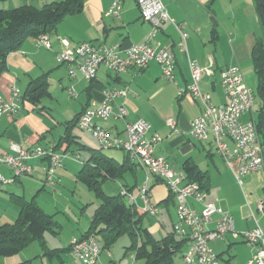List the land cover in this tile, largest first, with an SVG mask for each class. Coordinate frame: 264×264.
I'll return each instance as SVG.
<instances>
[{"label":"crops","instance_id":"0c3cea01","mask_svg":"<svg viewBox=\"0 0 264 264\" xmlns=\"http://www.w3.org/2000/svg\"><path fill=\"white\" fill-rule=\"evenodd\" d=\"M51 1L54 0H0V9H11L24 4L39 7ZM83 1L80 12L65 16L57 24L55 30L48 34L51 49L37 47L35 37L27 36L18 49L7 55L6 69L0 74V99L4 102L11 99L12 85L17 86L22 95H25L30 82L39 77L45 78L46 94L39 97L40 99L36 102L23 99L22 109L17 116L13 117V115L7 114L1 116L0 151H8L9 144L14 142L23 148L41 145L52 147L59 152L75 151L87 159L90 149H99V146L88 145L82 138L83 134L79 130H85L78 126L79 114L91 100L102 101L105 88L126 87L129 89L128 94L118 98L117 101L124 103L128 114L119 120L116 118H108L106 121L95 119L96 124L107 129L111 135L120 134L123 136L125 122L138 118L145 119L151 126L150 130L158 133L162 138L155 147L156 155L165 157L173 170L184 171L186 178L188 173L185 171V167L190 164L204 172L202 189L206 198L218 200L219 205L232 216L236 230L250 229L255 226L256 222L264 231V199H257L255 203L251 204L248 201L247 193L242 188V183L238 184L242 189L245 203L241 202L236 206L227 199L220 198L218 191L225 188L222 182L223 175L232 179V175L234 176L232 169L227 165L223 156L217 153L212 135L204 141H195L190 135L191 121L200 114L201 106L189 94L179 95L178 93V88L189 84L191 77L187 56L177 46L180 38L177 28L169 22L154 27L151 22L143 20L136 0H121V11L118 18L107 14L111 0ZM161 1L165 5L167 13L189 34L186 38L188 55L195 59L199 65L211 69L210 75L205 74L202 77L201 90L210 93L215 104L224 103L226 97L220 82L222 70L235 64L239 65L242 72L252 67V46L256 39L263 35L253 0ZM152 30L154 34L149 44L155 50L165 48L174 55L173 80L164 78L160 65L156 61H150L141 70L130 67L125 72L118 74L111 73L105 67L100 66L96 77L89 81L78 72L74 76H70L69 65L60 63L55 58V53L62 48L61 38L67 39L70 46L89 41L93 44H117L120 48L125 49L132 44L143 42ZM70 88L73 94L69 93ZM257 108L258 104L255 106L254 100L252 109L244 112L241 119L243 121L255 120ZM167 118L175 120V128L166 123ZM68 122H74V124L67 130ZM67 133L70 136L69 141L63 139ZM227 143L228 147L232 149L233 144L229 140ZM213 151L224 161L227 170L223 165L220 168L217 166ZM102 153L118 164L125 163L121 176L117 179H108L115 183L118 190L116 195L119 194L120 185L126 186L136 194V186L146 179L145 170L131 160L126 161V154L122 150L103 149ZM71 161L77 163L70 158H65L63 166L57 169L55 174L57 183L69 171V168L74 170ZM31 162H36V160ZM210 163L213 164V172L210 171ZM231 164L232 167H235L236 161L232 160ZM79 165L75 177L81 169L82 164ZM203 166L206 169H203ZM0 173L6 178L12 177L11 168L5 165H0ZM26 176H30L38 182L18 177L12 182L0 185V191L7 193L9 197L7 208H3L0 213V225L11 223L17 218L20 206L16 198L28 200L27 190L30 191L31 199L33 198L45 212V209L36 200L41 195L40 191L48 187L44 183L43 174L36 173ZM147 184L150 201L155 203L158 208L163 207L165 215L171 216L169 204L172 202L174 212L172 222H174L176 220L175 198L170 194L166 183L161 178L152 175L147 179ZM1 199L2 197H0ZM258 201L263 203L262 211L257 208ZM190 204L196 209L200 208L198 204L191 201ZM95 208L86 214L77 231H72L68 235L66 240L69 243L65 246H60L58 243L49 245L46 234L52 233L44 232L42 238L32 240L18 253L0 256V264H49L56 258L61 264H81L71 256L69 246L72 238H79L86 233ZM45 213L52 216L53 219L54 213ZM146 216L148 215H144V217ZM13 218L15 219L11 221ZM214 220L215 217L207 223L206 228H212ZM58 223L61 229L62 225L60 222ZM171 231H166L162 237ZM239 238L226 234L223 239L210 241L209 245L214 253L221 257L224 251L228 252L231 249L232 244L242 242ZM247 247H249L246 255L248 260L253 252V247ZM108 250L109 255L105 250L101 252V264H119L117 260L113 259L111 246ZM63 253L68 254H66L65 260L62 257ZM127 253L128 251L125 249L123 256ZM132 254L133 252L130 254V258Z\"/></svg>","mask_w":264,"mask_h":264},{"label":"built area","instance_id":"2783aa9c","mask_svg":"<svg viewBox=\"0 0 264 264\" xmlns=\"http://www.w3.org/2000/svg\"><path fill=\"white\" fill-rule=\"evenodd\" d=\"M121 0H111L108 15L120 16ZM143 20L149 21L154 27L162 23L173 24L180 38L178 49L187 56L191 82L185 87L178 88L179 95L189 94L201 106L200 114L191 121L190 135L195 141H204L210 135L218 154L223 156L227 165L232 169L236 180L241 184L242 176L256 172L264 166V151L260 143L254 120L243 121L241 115L252 109L255 95L244 80L239 65H229L221 72V86L226 101L215 104L210 93L203 92L200 84L205 74L211 73L210 67H204L191 58L187 52L188 32L167 13L161 0H136ZM154 32L150 31L145 40L122 49L119 45L93 44L83 41L74 46L69 45L65 38L60 39L62 48L55 53L60 63L69 65L68 73L74 76L78 72L86 80L96 77L100 66L114 74L125 72L130 67L141 70L150 61H156L161 68L162 76L174 79V55L165 48L154 49L149 41ZM37 47L51 49L48 33H40L35 37ZM129 92L126 87L113 86L103 90L104 98L97 102L91 100L89 105L79 114L78 126L90 132L101 149H119L125 152L129 160L143 168L146 179L137 187L134 194L124 185L119 187V195L126 203L148 216L155 217L158 207L150 201V191L147 184L149 176L161 178L167 185L169 192L175 198L176 221L173 231L177 238L186 241L182 258L187 264H218V256L209 245L210 241L220 240L226 234L240 237L244 243L253 247V252L246 264H264V231L255 222V226L238 231L232 216L223 209L217 199H207L204 190L196 181H187L184 171L173 170L168 160L155 154V147L161 141L158 133L150 130V124L143 118L125 122L124 135L111 133L96 124L95 119L124 118L128 110L118 98L125 97ZM69 93L73 94L70 88ZM22 93L15 85L11 87V99L4 102L0 99V118L2 115L17 116L22 109ZM166 123L175 128V120L166 119ZM227 140L233 144L228 147ZM70 158L83 163L84 158L78 152H59L52 147L35 145L23 148L11 142L8 151H0V165L11 168L12 177L6 178L0 173V185L12 182L21 175L42 173L44 183L51 188L57 184L55 177L58 168L63 166V160ZM36 160V162H31ZM236 161L232 167L231 161ZM140 201H138V200ZM190 201L200 206L196 209ZM257 208L263 210V203L257 202ZM215 217L214 226L206 228L208 222ZM252 218L255 220L254 216ZM256 221V220H255ZM108 248H102L99 239L94 235L72 238L70 252L81 264H101L100 254ZM135 258V254L131 255Z\"/></svg>","mask_w":264,"mask_h":264},{"label":"trees","instance_id":"16d2710c","mask_svg":"<svg viewBox=\"0 0 264 264\" xmlns=\"http://www.w3.org/2000/svg\"><path fill=\"white\" fill-rule=\"evenodd\" d=\"M83 2V0H54L39 7L24 4L11 9H0V74L6 69L7 55L18 49L27 36L36 37L40 33L53 32L65 16L80 12ZM253 2L263 33L256 39L251 49L252 67L257 77L254 95L258 99L254 122L264 151V0H253ZM44 94H46V81L45 78L39 77L30 82L26 96L22 95L21 99L26 98L36 102ZM73 124L74 122H68L67 130ZM63 139L69 141V134L67 133ZM102 150L90 149L89 157L84 158L76 176L99 199L89 227L80 237L94 235L99 239L102 248H109L118 237L127 234L131 243L126 251L131 249L135 259L140 260L141 264H174L175 255L183 252L186 241L177 238L173 230L161 238H155L142 226L145 213H140L127 204L119 194L108 196L103 191V182L121 176L125 163H116L112 158L104 155ZM125 160L130 161L127 155ZM185 171L188 173V180L198 182L203 188L204 172L193 164L186 166ZM16 200L20 206L17 218L11 223L0 225V256L16 254L32 240L42 238L44 232L57 234L60 230V224L45 213L33 198L24 200L17 197Z\"/></svg>","mask_w":264,"mask_h":264},{"label":"rangeland","instance_id":"374dc122","mask_svg":"<svg viewBox=\"0 0 264 264\" xmlns=\"http://www.w3.org/2000/svg\"><path fill=\"white\" fill-rule=\"evenodd\" d=\"M245 82L247 86L254 91L257 88V77L255 75L253 67L247 68L243 72ZM258 104V99L255 97V106ZM82 132V138L88 145L98 147L99 144L92 137L90 133L79 130ZM78 131V132H79ZM80 132V133H81ZM214 152V151H213ZM71 154V152H67ZM217 166L220 168L221 165L227 170L224 161L214 152L213 155ZM73 162V161H71ZM80 163H74V170L69 168L57 183L55 188L45 187L44 190L40 191L41 195L37 197V202L40 206L45 209V212L54 213L53 220L60 222L62 227L57 235L46 234L47 241L49 245H54L53 243H58L60 246H65L67 243L66 238L73 231H77V228L81 222L85 219L86 214L92 212L93 209L99 204V199L95 196L94 192L88 189L87 185L82 182V180H78L75 177V173L78 170ZM213 164L210 163V171L213 172ZM203 169H206L203 166ZM23 179H32L34 178L26 175H21ZM215 178V177H214ZM223 184L225 186L224 189L218 191V195L220 198L227 199L231 204L238 205L241 202L245 203V199L242 193V189L239 182L232 175V179H229L228 176L223 175ZM37 181V180H35ZM38 182V181H37ZM40 183V182H39ZM103 190L106 194H115L117 193V187L115 183L107 180L103 183ZM242 188L247 193L248 201L252 204L255 203L257 199H264V169L253 173H249L247 175L242 176ZM30 191H26L27 199H31ZM0 213L1 210L7 208V203L9 202L8 194L0 191ZM153 203V202H152ZM155 204V203H153ZM170 215H165L163 211V207L158 208L159 213L156 217L151 218L146 216L143 218L142 225L147 227L155 238H160L166 231L173 230L174 220V212H173V204L170 202ZM13 218L11 221H13ZM162 223V225H161ZM241 239V238H239ZM242 240V239H241ZM131 240L127 234H123L117 238L115 243L111 246V251L113 254V259L117 260L119 264H141L140 260L131 259L130 254L133 252L131 249L128 250V253L123 256L125 249L130 245ZM246 243L237 242L231 245V249L228 252H223L221 257H218V264H246L247 261V253L249 247ZM67 254V253H66ZM65 253L62 254V257L67 256ZM71 258V257H70ZM229 260V261H227ZM49 264H61L60 261L56 258L53 259ZM174 264H187L180 254H176L174 257Z\"/></svg>","mask_w":264,"mask_h":264}]
</instances>
